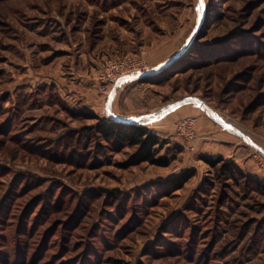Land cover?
<instances>
[{"label": "rangeland", "instance_id": "1", "mask_svg": "<svg viewBox=\"0 0 264 264\" xmlns=\"http://www.w3.org/2000/svg\"><path fill=\"white\" fill-rule=\"evenodd\" d=\"M0 264H264V0H0Z\"/></svg>", "mask_w": 264, "mask_h": 264}, {"label": "trees", "instance_id": "2", "mask_svg": "<svg viewBox=\"0 0 264 264\" xmlns=\"http://www.w3.org/2000/svg\"><path fill=\"white\" fill-rule=\"evenodd\" d=\"M113 119L116 122L102 123L98 126L97 129L103 139L119 144L138 146L143 160L158 165L163 163L160 158L156 157L163 140L144 125L150 118L136 122H126L115 117Z\"/></svg>", "mask_w": 264, "mask_h": 264}, {"label": "built area", "instance_id": "3", "mask_svg": "<svg viewBox=\"0 0 264 264\" xmlns=\"http://www.w3.org/2000/svg\"><path fill=\"white\" fill-rule=\"evenodd\" d=\"M112 71L113 72H109L107 75H103V79H113L115 80V82H118L126 76L142 72V66L137 63L136 60L130 59L129 61H127V63L114 64ZM194 123L195 119L191 117L182 122L179 125V128L183 133L191 135L192 133H194Z\"/></svg>", "mask_w": 264, "mask_h": 264}, {"label": "water", "instance_id": "4", "mask_svg": "<svg viewBox=\"0 0 264 264\" xmlns=\"http://www.w3.org/2000/svg\"><path fill=\"white\" fill-rule=\"evenodd\" d=\"M176 58V56L172 57L171 59H169L167 62L153 68L152 70H149V71H146L144 73H137V74H133V75H129V76H126L124 77V79H132V78H141V77H144V76H147L149 74H152V73H155L159 70H161L162 68L166 67L168 64H170L174 59ZM115 118L119 119V120H123V121H126V122H136V121H139V120H142V119H147V118H150V116H144V117H141V118H121V117H118L116 115H114ZM232 129V128H231ZM232 130H235V129H232Z\"/></svg>", "mask_w": 264, "mask_h": 264}, {"label": "crops", "instance_id": "5", "mask_svg": "<svg viewBox=\"0 0 264 264\" xmlns=\"http://www.w3.org/2000/svg\"><path fill=\"white\" fill-rule=\"evenodd\" d=\"M123 80H127V79H123ZM114 96H115V93H112L111 96H110L109 104L112 103L113 99L115 98ZM184 111H187V113L190 114L192 110L185 108ZM192 112H193V111H192ZM184 114H185V115H188V114H186V113H184ZM111 116L114 117V114L111 115ZM116 116L121 117V118H124V117L119 116V115H116ZM144 116H150V115H143V116L133 117V118H141V117H144ZM125 118H126V117H125Z\"/></svg>", "mask_w": 264, "mask_h": 264}, {"label": "bare ground", "instance_id": "6", "mask_svg": "<svg viewBox=\"0 0 264 264\" xmlns=\"http://www.w3.org/2000/svg\"><path fill=\"white\" fill-rule=\"evenodd\" d=\"M185 119V118H184ZM195 119V118H194ZM198 119V118H197Z\"/></svg>", "mask_w": 264, "mask_h": 264}]
</instances>
